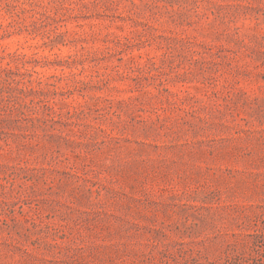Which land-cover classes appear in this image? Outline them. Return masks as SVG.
<instances>
[{
    "label": "rangeland",
    "instance_id": "374dc122",
    "mask_svg": "<svg viewBox=\"0 0 264 264\" xmlns=\"http://www.w3.org/2000/svg\"><path fill=\"white\" fill-rule=\"evenodd\" d=\"M0 264H264V0H0Z\"/></svg>",
    "mask_w": 264,
    "mask_h": 264
}]
</instances>
